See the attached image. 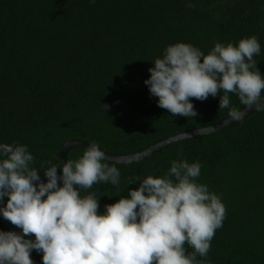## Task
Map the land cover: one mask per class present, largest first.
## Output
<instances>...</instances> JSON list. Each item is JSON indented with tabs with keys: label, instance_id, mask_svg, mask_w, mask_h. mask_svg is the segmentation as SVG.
I'll return each mask as SVG.
<instances>
[{
	"label": "trees",
	"instance_id": "1",
	"mask_svg": "<svg viewBox=\"0 0 264 264\" xmlns=\"http://www.w3.org/2000/svg\"><path fill=\"white\" fill-rule=\"evenodd\" d=\"M253 35L261 45L254 59L264 75V0H0V144L27 145L32 167L47 180L42 164H60L69 139L123 155L218 123L229 117V109L219 107L223 93L190 98L195 117L173 116L150 94L149 69L169 45L188 43L208 54L217 42L238 45ZM229 96L231 107H245ZM85 149L73 148L69 159ZM181 151L189 163L200 161L197 182L226 206L202 258L264 264V111L216 133L173 142L139 162L106 160L120 170L119 185L101 182L80 195L95 193L103 214L106 205L139 187V181L128 184L130 178L163 176ZM0 231L22 234L2 213ZM185 249L193 251L187 244ZM42 256L31 253L34 264H43Z\"/></svg>",
	"mask_w": 264,
	"mask_h": 264
},
{
	"label": "clouds",
	"instance_id": "2",
	"mask_svg": "<svg viewBox=\"0 0 264 264\" xmlns=\"http://www.w3.org/2000/svg\"><path fill=\"white\" fill-rule=\"evenodd\" d=\"M260 52L255 35L238 45L217 42L208 54L179 42L155 59L145 84L158 97V107L173 116L195 117L190 98L205 101L223 93L220 109L241 121L245 113L230 106L229 94L245 109L264 111V75L254 59ZM178 155L161 177L130 178L128 184L139 181V187L101 214L95 193L82 197L79 190L101 182L118 186L121 173L104 162L109 158L98 143L62 166L45 161L46 183L32 167L27 145L0 144V202L8 197L0 213L22 229V234L0 231V264H34L33 250L43 253V264H196L197 257L208 255L226 206L208 185L197 182L200 161L189 163L182 151ZM33 235L34 240L25 238Z\"/></svg>",
	"mask_w": 264,
	"mask_h": 264
},
{
	"label": "water",
	"instance_id": "3",
	"mask_svg": "<svg viewBox=\"0 0 264 264\" xmlns=\"http://www.w3.org/2000/svg\"><path fill=\"white\" fill-rule=\"evenodd\" d=\"M262 102H264V101H262ZM241 110L245 113L244 119L249 117L250 115H252L255 112V108L245 109V107H244ZM237 122L238 121L233 120L231 117H227V118L223 119L222 121L215 123L213 125H209V126L201 127V128H195V129H191L188 131L178 133V134L173 135L167 139H164L162 141L154 143V144L146 147L145 149H143L142 151H139L137 153L118 155V154H112V153L102 149L101 147H100V149L106 153V157L109 158L108 161H112V162H116V163L130 164L133 162L142 161V160L158 153L164 147L170 145L173 142L185 140L188 138L213 134V133H216V132L223 130L227 127H230ZM89 144H90V142L83 140V139H78V138H73V139L67 140L61 146V149H60L59 162H60L61 166L63 165V163L67 162V160L69 159V157H68L69 152L73 148H76V147L86 148V147H88ZM61 175H62V173H61ZM41 180H43L45 183L47 182V180H45V179H41ZM34 183L38 184L39 182L37 181ZM58 184L62 185L63 182L58 181ZM197 259L198 260L196 261V264H223V263L216 262V261L209 260V259H203V258H197Z\"/></svg>",
	"mask_w": 264,
	"mask_h": 264
}]
</instances>
